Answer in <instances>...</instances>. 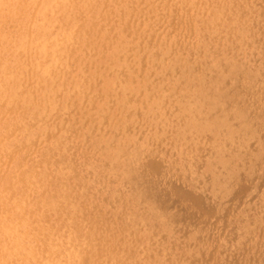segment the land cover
Masks as SVG:
<instances>
[{
	"label": "rangeland",
	"instance_id": "1",
	"mask_svg": "<svg viewBox=\"0 0 264 264\" xmlns=\"http://www.w3.org/2000/svg\"><path fill=\"white\" fill-rule=\"evenodd\" d=\"M0 264H264V0H0Z\"/></svg>",
	"mask_w": 264,
	"mask_h": 264
}]
</instances>
